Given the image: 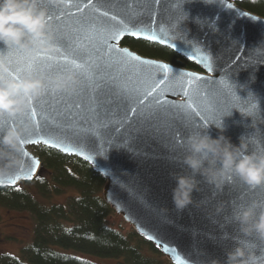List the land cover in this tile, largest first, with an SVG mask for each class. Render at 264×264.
<instances>
[{
	"label": "water",
	"instance_id": "water-1",
	"mask_svg": "<svg viewBox=\"0 0 264 264\" xmlns=\"http://www.w3.org/2000/svg\"><path fill=\"white\" fill-rule=\"evenodd\" d=\"M244 1L71 0L80 7L62 8L42 0L41 7L47 8L49 13L55 9L57 20L68 13L74 17L82 13L103 17L107 12L110 21L114 16L115 21L111 22L117 24L118 29L109 40L108 50H117L113 55L124 62L121 70L143 68L156 73L157 79L162 77L165 84L155 94L159 97L157 108L135 123L133 112L128 113L129 118L123 124L114 122L107 127L94 124L91 131L87 124L83 127L75 123L67 125L48 118L47 127L41 131L46 118L44 112L31 120L22 114L0 117V136L10 125L28 128L22 138L25 142L21 144L26 167L0 178V188H16L34 181L43 164L31 150L42 146L88 163L105 180L104 201L170 263L223 261L225 251L233 246L232 238H239L238 229L230 222L232 208L251 200H264V187L250 189L236 178L221 190H215L201 179L199 190L193 193V204L178 212L172 202L171 190L175 187L172 174L187 172L182 159L186 138L193 131L186 137L182 135L184 129L190 127L189 118L182 117L176 106L188 103L184 92L193 89H198V97L206 100H212L213 89L221 96L231 93L234 108L229 115L219 116L221 127L214 122L200 121L202 130L213 138L223 134L236 145L244 136L249 151L264 153V57L251 52L255 45L264 42V17L242 7ZM133 32L138 35L133 36ZM54 35L56 37L55 32ZM126 38L169 48L196 64L201 72L141 56L123 45ZM9 55L8 47L0 44V58L8 63ZM155 65H167L168 70ZM52 71L55 78L57 70ZM188 73L192 76L186 75ZM74 76L79 82V77ZM195 76L202 79L196 81L192 78ZM79 91V99L85 106L97 94L98 111L102 115L104 110L111 111L115 107V102L104 103L112 94L107 84L100 90L87 84ZM33 106L41 108V105ZM162 208L168 210L166 214L161 212ZM218 208L222 211L218 212ZM224 233L229 234V239H221ZM253 243L258 250H264V244Z\"/></svg>",
	"mask_w": 264,
	"mask_h": 264
},
{
	"label": "clouds",
	"instance_id": "clouds-1",
	"mask_svg": "<svg viewBox=\"0 0 264 264\" xmlns=\"http://www.w3.org/2000/svg\"><path fill=\"white\" fill-rule=\"evenodd\" d=\"M41 2L0 0V44L26 52L56 55L49 12L41 7ZM48 2L54 7L66 8L71 0ZM251 52L254 56L264 57V42L255 45ZM10 71L8 63L0 58V117L23 114L27 110L26 99L38 96L48 86L42 75L9 79ZM77 83V78L69 74L54 78L53 86L56 91L72 92ZM27 132V127L10 125L0 136V178L14 175L26 167L21 140ZM182 163L187 172L172 174L175 182L171 190L172 202L178 212L193 204V193L199 190L201 179L215 190H221L236 178L250 189L264 187V153L249 151L244 136L236 145L223 134L213 138L207 131H193L186 138ZM167 211L161 209L162 213ZM230 222L238 229L239 238H232L233 246L225 251L223 261L212 259L209 264H264V250H258L253 243L264 244V200L236 205L230 212ZM221 239H229V234L224 233Z\"/></svg>",
	"mask_w": 264,
	"mask_h": 264
},
{
	"label": "snow or ice",
	"instance_id": "snow-or-ice-1",
	"mask_svg": "<svg viewBox=\"0 0 264 264\" xmlns=\"http://www.w3.org/2000/svg\"><path fill=\"white\" fill-rule=\"evenodd\" d=\"M69 6L80 7L79 4L71 2ZM124 7L127 5L125 4ZM140 7L145 6L140 5ZM56 16L55 9L50 11L51 29L56 33L54 42L60 45L56 48L55 56L38 51L26 52L15 47L8 48L10 53L8 65L11 71L7 78L21 79L26 75H42L48 85L38 96L26 99L27 110L22 114L25 119L31 120L38 116L39 112H44L46 118L41 125V131L47 127L48 118L67 125L75 123L83 127L87 124L88 130L91 131L94 130V124L102 127H107L114 122L123 124L124 120L129 118V112L134 113L133 122L135 123L146 113H151L157 108L156 101L159 97L155 94L165 84V80L162 77L157 79L156 73L143 68L138 71H122L121 67L124 62L113 55L117 50H108L109 40L115 37L118 29V25L111 22L115 21L114 16L111 21L108 19L107 12L103 14V17L95 13H82L80 17H74L68 13L65 18L57 20ZM132 35L138 34L133 32ZM17 53L20 55H16ZM134 59L139 60V57H134ZM155 67L168 70L167 65H155ZM53 69L57 70L55 78L69 74L78 76L79 82L75 90L72 92L56 91L53 86ZM186 75L192 76L190 73ZM192 78L196 81L202 79L199 76ZM87 84H91L94 88L99 87V90L104 84L109 85L112 94L104 103L113 104L115 102V107L111 111L104 110L102 115L101 111H98L100 101L97 94L92 96L90 103L85 106L79 99L81 96L79 89ZM180 86L183 87V84ZM198 91V89H193L191 92H184L189 102L176 106L181 110L182 117L187 115L189 118L190 127L184 129L182 133L185 137L189 131L203 129V123L200 121L208 124L214 122L218 125L219 116L229 115L231 109L234 108L231 93L221 96L213 89L210 92L212 100H206L198 97ZM33 105H41V108L37 109ZM193 105L196 106L195 109ZM160 108H163V105H160ZM198 124L199 127H197ZM112 131L115 129L113 128ZM24 142L22 139L21 144Z\"/></svg>",
	"mask_w": 264,
	"mask_h": 264
},
{
	"label": "trees",
	"instance_id": "trees-1",
	"mask_svg": "<svg viewBox=\"0 0 264 264\" xmlns=\"http://www.w3.org/2000/svg\"><path fill=\"white\" fill-rule=\"evenodd\" d=\"M248 11L264 17V2L246 0ZM124 46L141 56L201 72L196 64L169 48L126 38ZM42 168L32 182L0 188V208L25 212L34 223V238L20 256L0 254V264H97L58 249L116 259L117 264H172L134 230L122 232L108 224L114 211L103 199L105 180L74 157L45 147L32 148ZM65 198L62 202H56Z\"/></svg>",
	"mask_w": 264,
	"mask_h": 264
},
{
	"label": "rangeland",
	"instance_id": "rangeland-1",
	"mask_svg": "<svg viewBox=\"0 0 264 264\" xmlns=\"http://www.w3.org/2000/svg\"><path fill=\"white\" fill-rule=\"evenodd\" d=\"M31 151L34 153L33 149ZM64 200L65 198H59L56 202H62ZM108 224L125 233L133 230L131 225L116 213L108 219ZM33 238L34 223L28 213L8 211L0 208V254L5 253L20 256L22 249L29 245ZM58 250L97 264H117L118 261L116 259L100 258L95 255L79 253L72 250Z\"/></svg>",
	"mask_w": 264,
	"mask_h": 264
}]
</instances>
